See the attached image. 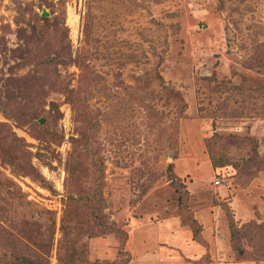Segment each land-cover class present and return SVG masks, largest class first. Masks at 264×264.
<instances>
[{
	"label": "rangeland",
	"instance_id": "obj_1",
	"mask_svg": "<svg viewBox=\"0 0 264 264\" xmlns=\"http://www.w3.org/2000/svg\"><path fill=\"white\" fill-rule=\"evenodd\" d=\"M15 256L264 264V0H0Z\"/></svg>",
	"mask_w": 264,
	"mask_h": 264
},
{
	"label": "trees",
	"instance_id": "obj_2",
	"mask_svg": "<svg viewBox=\"0 0 264 264\" xmlns=\"http://www.w3.org/2000/svg\"><path fill=\"white\" fill-rule=\"evenodd\" d=\"M170 166L171 165H169L168 169H171ZM179 204H181V201H179ZM182 204H183V201H182ZM110 227L113 228L112 225H110ZM110 231H115L117 237L120 239L119 244H120V248H121L122 245L124 244L125 239H126V237H125V235H126L125 231H123L122 229H119V230L118 229H110ZM198 231H199V229H198ZM120 250H121L120 252H122V253L125 252L123 250V248L120 249ZM14 260H15L16 264H48V261H46V260H33V259H29L28 257H25V256H19V257L15 256L13 258L12 264H15ZM4 264H10V262L7 263L5 261ZM68 264H72V263H68Z\"/></svg>",
	"mask_w": 264,
	"mask_h": 264
},
{
	"label": "bare ground",
	"instance_id": "obj_3",
	"mask_svg": "<svg viewBox=\"0 0 264 264\" xmlns=\"http://www.w3.org/2000/svg\"><path fill=\"white\" fill-rule=\"evenodd\" d=\"M78 18V17H77ZM70 23L72 24V26H75V23H76V16L74 15H71L70 16Z\"/></svg>",
	"mask_w": 264,
	"mask_h": 264
},
{
	"label": "water",
	"instance_id": "obj_4",
	"mask_svg": "<svg viewBox=\"0 0 264 264\" xmlns=\"http://www.w3.org/2000/svg\"><path fill=\"white\" fill-rule=\"evenodd\" d=\"M43 15H45V14H43Z\"/></svg>",
	"mask_w": 264,
	"mask_h": 264
}]
</instances>
